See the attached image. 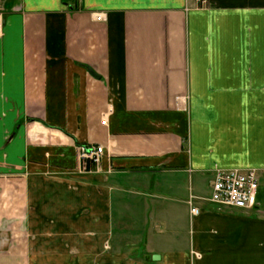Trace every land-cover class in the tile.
<instances>
[{
  "label": "crops",
  "instance_id": "obj_1",
  "mask_svg": "<svg viewBox=\"0 0 264 264\" xmlns=\"http://www.w3.org/2000/svg\"><path fill=\"white\" fill-rule=\"evenodd\" d=\"M211 2L0 0V264H264V0Z\"/></svg>",
  "mask_w": 264,
  "mask_h": 264
},
{
  "label": "built area",
  "instance_id": "obj_2",
  "mask_svg": "<svg viewBox=\"0 0 264 264\" xmlns=\"http://www.w3.org/2000/svg\"><path fill=\"white\" fill-rule=\"evenodd\" d=\"M196 7H202L210 0H188ZM104 17L103 13L97 15L98 19ZM2 19L0 18V29ZM106 123V119L102 121ZM102 145H78L79 168L82 171L100 169ZM260 186L257 168H216L211 182V191L207 198L218 207L251 208L257 204L258 190ZM197 196L191 195L188 199L191 212L197 214L200 208L193 203Z\"/></svg>",
  "mask_w": 264,
  "mask_h": 264
},
{
  "label": "rangeland",
  "instance_id": "obj_3",
  "mask_svg": "<svg viewBox=\"0 0 264 264\" xmlns=\"http://www.w3.org/2000/svg\"><path fill=\"white\" fill-rule=\"evenodd\" d=\"M210 6H212V2H211V0H210L209 3H206V4H205L204 6H202V7H210ZM238 168H240V167H238ZM241 168H242V167H241ZM203 194L209 196V194H210V188H209L208 186L205 187V189H204V191H203ZM195 196H196V195H195ZM201 198H202V197H201ZM188 199H189V198H188ZM197 200H200L198 196H197L196 198L193 199V203L196 204L195 202H196ZM201 200H202V199H201ZM188 203H189V202H188ZM196 206L199 207L198 204H196ZM199 208H200V207H199ZM136 244H137L136 241H133V242L130 241L129 246H128V248L126 249V250L129 252L130 255H133V256H137L138 254H139V255H142V251H141V250H137V249L134 247Z\"/></svg>",
  "mask_w": 264,
  "mask_h": 264
}]
</instances>
